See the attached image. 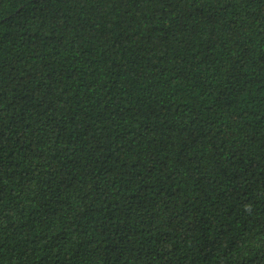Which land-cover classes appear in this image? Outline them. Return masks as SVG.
<instances>
[{
	"label": "trees",
	"instance_id": "16d2710c",
	"mask_svg": "<svg viewBox=\"0 0 264 264\" xmlns=\"http://www.w3.org/2000/svg\"><path fill=\"white\" fill-rule=\"evenodd\" d=\"M0 264H264V0H0Z\"/></svg>",
	"mask_w": 264,
	"mask_h": 264
}]
</instances>
